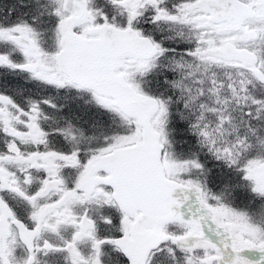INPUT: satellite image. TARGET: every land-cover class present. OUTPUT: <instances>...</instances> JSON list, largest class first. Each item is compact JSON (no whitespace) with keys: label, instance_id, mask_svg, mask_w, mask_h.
Returning a JSON list of instances; mask_svg holds the SVG:
<instances>
[{"label":"snow or ice","instance_id":"obj_1","mask_svg":"<svg viewBox=\"0 0 264 264\" xmlns=\"http://www.w3.org/2000/svg\"><path fill=\"white\" fill-rule=\"evenodd\" d=\"M0 264H264V0H0Z\"/></svg>","mask_w":264,"mask_h":264}]
</instances>
